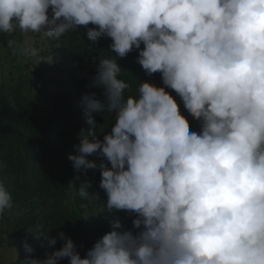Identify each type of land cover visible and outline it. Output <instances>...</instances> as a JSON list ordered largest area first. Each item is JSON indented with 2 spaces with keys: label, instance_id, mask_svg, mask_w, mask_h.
<instances>
[{
  "label": "clouds",
  "instance_id": "clouds-1",
  "mask_svg": "<svg viewBox=\"0 0 264 264\" xmlns=\"http://www.w3.org/2000/svg\"><path fill=\"white\" fill-rule=\"evenodd\" d=\"M80 27L93 42L111 38L119 59L138 51L145 73L162 79L126 98L122 66L93 56L89 86L103 98L83 94L90 127L68 157L78 173H101L107 198L96 214L134 219L127 229L111 221L83 257L60 232L50 244L61 248L27 264H264V0H0V33L61 37ZM16 49L39 55L28 40ZM73 98L60 103L76 117ZM105 112L115 123L101 138L95 115ZM91 186L77 187L89 203L99 199ZM13 205L0 183V215Z\"/></svg>",
  "mask_w": 264,
  "mask_h": 264
},
{
  "label": "trees",
  "instance_id": "trees-1",
  "mask_svg": "<svg viewBox=\"0 0 264 264\" xmlns=\"http://www.w3.org/2000/svg\"><path fill=\"white\" fill-rule=\"evenodd\" d=\"M25 40L38 48V57L18 54L16 45ZM9 42H14L13 46ZM111 42L108 37L98 43L91 41L82 27L61 37L25 35L18 28L0 33V183L14 201L13 208L0 215V264H27L31 258H46L63 246L59 239L50 244L60 232L74 240L83 257L111 230V221L120 219L125 229L131 227L134 215L126 212L96 214L103 210L101 203L107 198L99 188L101 173L98 169L78 173L68 158L76 152L81 130L90 127L81 112L83 94L95 91L103 98L101 89L89 86L96 71L93 56L115 59L122 66L118 78L129 85L126 98L138 97L141 81L162 84L159 73L148 76L136 62L138 51L119 59L108 49ZM75 94L80 109L76 117L60 103L67 106V98L74 100ZM180 103L190 129L198 132L199 123ZM95 119L102 138L114 125L115 113L96 114ZM84 180L91 181L89 191L98 194V201L89 203L79 197L77 187ZM25 244L34 251L28 253ZM59 264H69V259Z\"/></svg>",
  "mask_w": 264,
  "mask_h": 264
},
{
  "label": "rangeland",
  "instance_id": "rangeland-1",
  "mask_svg": "<svg viewBox=\"0 0 264 264\" xmlns=\"http://www.w3.org/2000/svg\"><path fill=\"white\" fill-rule=\"evenodd\" d=\"M50 66V65H49Z\"/></svg>",
  "mask_w": 264,
  "mask_h": 264
}]
</instances>
